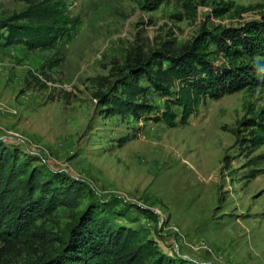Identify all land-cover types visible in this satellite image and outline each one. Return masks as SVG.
Here are the masks:
<instances>
[{
  "label": "rangeland",
  "instance_id": "374dc122",
  "mask_svg": "<svg viewBox=\"0 0 264 264\" xmlns=\"http://www.w3.org/2000/svg\"><path fill=\"white\" fill-rule=\"evenodd\" d=\"M64 1L79 22L53 47L0 40V139L38 165L80 179L93 200L127 209L113 222L141 229L170 255L194 264H264V145L252 151L234 135L243 106L264 105V89L207 99L176 127L148 118L155 112L138 120L106 115L95 98L130 50L180 46L202 23L258 19L264 0H231L261 6L240 18L206 17V6L189 18L178 0L153 11L142 10V0ZM25 7L24 0H0V16ZM147 96L163 108L164 96L151 89ZM69 220V210L57 207L43 224L59 236ZM3 249L0 243L8 264L27 258L21 247Z\"/></svg>",
  "mask_w": 264,
  "mask_h": 264
},
{
  "label": "trees",
  "instance_id": "16d2710c",
  "mask_svg": "<svg viewBox=\"0 0 264 264\" xmlns=\"http://www.w3.org/2000/svg\"><path fill=\"white\" fill-rule=\"evenodd\" d=\"M24 1L25 8L0 16L5 46L53 47L79 22L64 0ZM165 1L142 0L140 7L153 11ZM178 1L189 18L196 16L198 6L209 7L206 17L214 18H240L261 7L231 0ZM150 89L165 97L162 109L148 98ZM250 89H264L263 10L258 19L236 25L202 23L180 46L167 43L148 53L130 50L115 79L95 98L106 115L138 120L155 112L148 118L176 127L185 125L207 99ZM236 125V143L252 151L264 145V105L259 109L244 105ZM260 157L264 159V153ZM39 161L0 139V243L8 253L17 247L26 250L27 258L18 264H194L166 253L141 229L114 223L112 218L124 216L127 209L93 200L83 181L38 165ZM57 207L67 208L70 217L59 236L43 224ZM135 208L151 215L146 208ZM0 264H8L7 254L0 252Z\"/></svg>",
  "mask_w": 264,
  "mask_h": 264
}]
</instances>
